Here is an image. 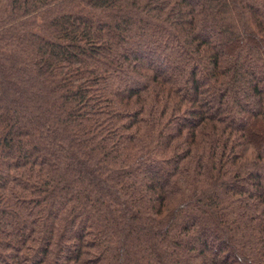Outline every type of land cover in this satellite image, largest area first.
Here are the masks:
<instances>
[{"label":"trees","instance_id":"trees-1","mask_svg":"<svg viewBox=\"0 0 264 264\" xmlns=\"http://www.w3.org/2000/svg\"><path fill=\"white\" fill-rule=\"evenodd\" d=\"M0 264H264V0H0Z\"/></svg>","mask_w":264,"mask_h":264}]
</instances>
